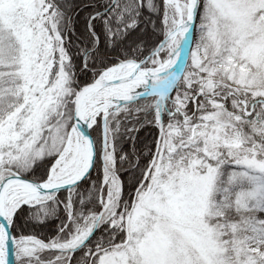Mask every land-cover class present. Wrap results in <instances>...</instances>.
I'll return each instance as SVG.
<instances>
[{"label":"snow or ice","instance_id":"1","mask_svg":"<svg viewBox=\"0 0 264 264\" xmlns=\"http://www.w3.org/2000/svg\"><path fill=\"white\" fill-rule=\"evenodd\" d=\"M0 264H264V0H0Z\"/></svg>","mask_w":264,"mask_h":264}]
</instances>
